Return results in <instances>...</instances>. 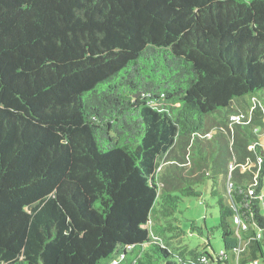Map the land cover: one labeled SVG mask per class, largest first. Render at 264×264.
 <instances>
[{"label": "trees", "instance_id": "16d2710c", "mask_svg": "<svg viewBox=\"0 0 264 264\" xmlns=\"http://www.w3.org/2000/svg\"><path fill=\"white\" fill-rule=\"evenodd\" d=\"M263 133L264 0H0V264L264 260Z\"/></svg>", "mask_w": 264, "mask_h": 264}, {"label": "rangeland", "instance_id": "374dc122", "mask_svg": "<svg viewBox=\"0 0 264 264\" xmlns=\"http://www.w3.org/2000/svg\"><path fill=\"white\" fill-rule=\"evenodd\" d=\"M264 138V133L262 134ZM203 193L200 197H185L181 203V207L175 216L170 220L177 222V224L184 230L166 232V237L170 238V242L174 248L190 246L195 248L198 246L204 247L207 245L209 251H214L220 254L224 248L221 231L217 229L220 223L219 206L217 197L211 195V186L209 183L202 188ZM221 192L223 190L220 189ZM201 227L198 230L193 227ZM210 242L211 246L208 245ZM241 248V249H240ZM238 253L243 252L246 245L240 244ZM264 250V248H263ZM237 257V256H236ZM264 260H260V264H264ZM236 264V263H232Z\"/></svg>", "mask_w": 264, "mask_h": 264}, {"label": "built area", "instance_id": "2783aa9c", "mask_svg": "<svg viewBox=\"0 0 264 264\" xmlns=\"http://www.w3.org/2000/svg\"><path fill=\"white\" fill-rule=\"evenodd\" d=\"M233 119H235V117H233ZM252 192V191H251ZM250 192V193H251ZM234 230L237 234V236L239 237L240 239V244L241 246L242 245H245L243 239V230H247L249 228V225L244 221V219L238 214V215H235L234 217ZM259 237H260V234H259ZM241 249V248H240ZM225 258V253L224 251H222L219 255H218V258ZM238 259L232 261L236 264H238ZM248 264H260V261L259 260H255V261H250Z\"/></svg>", "mask_w": 264, "mask_h": 264}]
</instances>
